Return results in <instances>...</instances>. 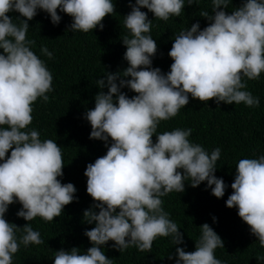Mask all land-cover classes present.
I'll list each match as a JSON object with an SVG mask.
<instances>
[{"label": "clouds", "instance_id": "1", "mask_svg": "<svg viewBox=\"0 0 264 264\" xmlns=\"http://www.w3.org/2000/svg\"><path fill=\"white\" fill-rule=\"evenodd\" d=\"M185 4L186 0H135L122 17L127 30L121 39L123 59L128 66L95 81L107 92L99 91L94 107L84 115L91 126L89 139L107 145L111 138L106 153L83 172L86 193L98 209L83 211L84 222L94 224L83 233L91 246L86 252L60 249L52 264H113L102 251L108 241L119 252L132 246L149 251L157 237H170L173 245H181L182 234L163 210L161 197L183 192L186 180L193 188L206 181L211 195L218 199L224 195L226 185L214 175L220 148L208 152L191 142V128L157 132V126L175 117L189 95L202 102L259 106V97L247 90L243 78L256 80L264 73V0H243L230 13L224 10L229 0H211L210 12L199 11L210 23L202 30L193 23L174 37L168 51L172 63L162 73L151 66L156 41L149 35L152 21L140 9L167 21L178 17ZM38 9L54 26L61 20L59 9L72 18L69 30L88 32L103 28L101 21L113 14L114 4L113 0H0V264H12L21 246L44 243L28 222L36 217L53 221L73 202L76 191L72 183L57 179L63 167L60 147L28 128L33 103L37 98L47 102L52 91V75L31 50L33 41L26 39L27 21ZM9 12L19 14L17 22L6 15ZM40 53L52 57L44 46ZM122 88L135 95L129 98ZM230 187L225 206L237 209L264 248V155L239 159ZM14 201L21 205L16 216L27 222L22 228L4 218ZM212 220L215 223V217ZM199 230L194 251L176 247L175 259L168 256L173 264H223L214 255L223 248L221 238L207 223ZM256 259L258 264L264 262V257Z\"/></svg>", "mask_w": 264, "mask_h": 264}, {"label": "trees", "instance_id": "2", "mask_svg": "<svg viewBox=\"0 0 264 264\" xmlns=\"http://www.w3.org/2000/svg\"><path fill=\"white\" fill-rule=\"evenodd\" d=\"M243 0H229L224 10L230 13L238 8ZM114 12L106 15L101 23L103 28H94L88 32L69 30L72 18L57 9L61 17L57 25L50 22L47 13L37 10L29 21L26 39L33 41L31 50L45 62L52 75V91L47 93L48 101L40 98L33 103L32 121L28 128H35L40 139H51L60 147L62 156L61 183H72L76 189L73 202L62 208L61 215L53 221L45 222L39 217L28 223L40 233L44 243L21 246L12 257V264H52L54 252L76 247L86 252L91 246L85 230L94 227L83 219V211L93 208L94 201L86 193L85 166L103 156L110 146L105 142L89 139L91 126L84 118L87 110L94 107V96L106 88H98L97 79H103L105 73H116L128 65L123 59L125 47L121 39L127 34L123 25V16L130 12V4L135 0H113ZM152 21L149 35L156 41V53L152 57V67H158L162 73L169 71L172 63L168 57L174 37L182 30L199 24L202 30L210 21L199 16L200 10L211 11V0H193L178 17L170 16L167 21L154 18L147 9L141 8ZM219 10V9H218ZM14 22L19 14L9 12ZM20 19H23L20 17ZM41 46L52 52L49 59L40 53ZM2 51V50H0ZM247 90L259 97L258 107H246L240 104H217L214 100L202 102L189 95L188 103L180 109L175 117L161 121L157 132L171 131L174 128H191L189 140L200 144L211 152L220 148V157L216 161L214 175L222 178L226 188L221 198L210 194L206 181L197 187L185 181L184 191L169 192L161 197L162 208L175 222L183 237V244L173 245L170 237H157L149 251H138L134 246L121 252L112 247L108 241L103 247L106 258L113 264H173L169 255L175 259V248L181 247L187 252L194 251L195 242L200 235V225L207 223L221 238L223 248H217L214 255L223 264H258L257 257H264L261 248L249 226L237 215L235 207L229 209L225 200L231 194L230 187L235 175V165L242 158H257L264 155V73L256 80H247ZM129 98L135 95L127 88H122ZM155 143V135L152 137ZM6 153L5 158L10 154ZM182 171V170H179ZM21 208L18 202L8 206L5 220L22 228L27 222L16 216ZM212 217H215L213 223ZM20 233H17L19 236ZM264 264V262H262Z\"/></svg>", "mask_w": 264, "mask_h": 264}]
</instances>
